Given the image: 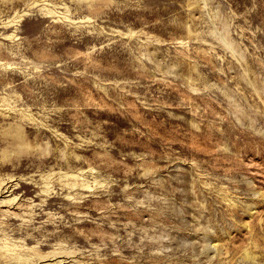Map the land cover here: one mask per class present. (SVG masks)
Masks as SVG:
<instances>
[{
    "label": "rangeland",
    "instance_id": "rangeland-1",
    "mask_svg": "<svg viewBox=\"0 0 264 264\" xmlns=\"http://www.w3.org/2000/svg\"><path fill=\"white\" fill-rule=\"evenodd\" d=\"M0 264H264V0H0Z\"/></svg>",
    "mask_w": 264,
    "mask_h": 264
}]
</instances>
